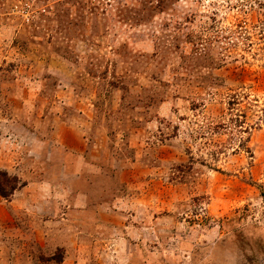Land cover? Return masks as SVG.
<instances>
[{
    "label": "rangeland",
    "instance_id": "rangeland-1",
    "mask_svg": "<svg viewBox=\"0 0 264 264\" xmlns=\"http://www.w3.org/2000/svg\"><path fill=\"white\" fill-rule=\"evenodd\" d=\"M0 264H264V0H0Z\"/></svg>",
    "mask_w": 264,
    "mask_h": 264
},
{
    "label": "trees",
    "instance_id": "trees-1",
    "mask_svg": "<svg viewBox=\"0 0 264 264\" xmlns=\"http://www.w3.org/2000/svg\"><path fill=\"white\" fill-rule=\"evenodd\" d=\"M21 184L19 179L14 175L7 174L6 171L0 170V196L7 199L13 191Z\"/></svg>",
    "mask_w": 264,
    "mask_h": 264
}]
</instances>
